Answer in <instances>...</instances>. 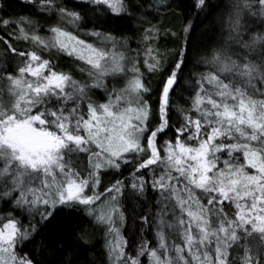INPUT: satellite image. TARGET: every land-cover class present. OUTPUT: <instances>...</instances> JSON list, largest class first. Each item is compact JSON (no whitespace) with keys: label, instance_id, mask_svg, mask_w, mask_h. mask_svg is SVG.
<instances>
[{"label":"snow or ice","instance_id":"obj_1","mask_svg":"<svg viewBox=\"0 0 264 264\" xmlns=\"http://www.w3.org/2000/svg\"><path fill=\"white\" fill-rule=\"evenodd\" d=\"M87 2L99 15L135 16L138 47L135 37L94 28L90 43L70 31L85 19L71 0H21L27 13L0 0V264H39L25 249L64 209L104 230L108 264H264V0H232L220 14L219 47L202 58L210 70L189 69L191 106L175 110V123L172 95L199 51L193 21L164 28L169 0ZM221 7L191 5L197 17ZM48 14L60 22L45 27L37 17ZM162 35L177 43L170 63ZM53 52L82 61L87 79L58 70ZM142 68L161 74L155 88ZM129 165L98 191L102 170ZM149 188L158 199L139 220L141 231L155 228V247L121 231V200L145 199ZM85 235L76 239L86 246Z\"/></svg>","mask_w":264,"mask_h":264},{"label":"trees","instance_id":"obj_2","mask_svg":"<svg viewBox=\"0 0 264 264\" xmlns=\"http://www.w3.org/2000/svg\"><path fill=\"white\" fill-rule=\"evenodd\" d=\"M231 2L232 0H213V3L225 6L218 9L214 16L205 17L204 14H200L197 17L195 11L191 8L192 0L170 1L169 3L172 7L161 10L159 13L163 27L170 28L174 32H179L181 27L187 22L185 17L192 20L194 30L191 38L193 45L199 49L193 58L195 64L190 63L185 69L181 86L172 95L173 123L176 120L175 110L177 108H189L191 106L189 97L193 93L188 90L189 85L187 83L190 77L189 69L191 70V74L195 75L202 72L206 73L210 70L209 66L205 63V59L202 58L210 59L212 49L219 47L218 44L213 43V37L219 38L221 27L220 14L226 11V6ZM71 6L85 16V19L80 22L79 27L76 25L69 26V30L76 32L81 38L82 34L87 37L89 31L95 28L104 32H112L116 36L135 37L131 42V47L133 49L138 47L137 43L142 33V28H140L139 21L135 16L129 18L128 16L117 17L112 14L99 15V10H94L93 6L85 0H71ZM10 10L23 11L25 13L31 11L21 3V0H11ZM2 14L0 13V15ZM33 15L35 14L33 13ZM37 18L45 27L60 22L58 16H51L50 14L41 15ZM46 34L45 32H41V35ZM92 40L95 41L96 38H92ZM157 47L165 54L166 63H170L173 58V52L177 47L175 38L164 37L162 35ZM45 55L47 56V53ZM51 58L56 62L58 70L71 71L76 79H87V73H84L82 79L81 68L84 67V63L79 61L78 58L69 56L66 53L57 54L55 52L52 53ZM146 76V83L152 88H155L161 79L160 73L149 76L146 72ZM96 93L99 94V97L96 98L102 99L101 91L99 92L98 90ZM149 100L153 104V107H155L157 96L152 95L149 97ZM168 135L171 136L172 133L169 132ZM129 171H131V165L123 168L122 174H118L115 171H103L101 173L99 191L103 192L115 179L123 180L128 176ZM141 174L145 173L141 172ZM156 199H158L157 194L149 188L145 199L127 197L121 200L127 217L122 225V234L128 238L130 244L138 246L141 239L144 238L150 241L153 247L156 246L155 228L141 231V229L147 226L139 220L140 216L154 210L153 205ZM25 223H27V220H25ZM81 233H85V238L89 241L86 246L80 244L76 239ZM104 243V230L100 226H96L95 222L87 217L84 212L79 209H64L56 215L55 220L40 228L39 233L27 245L25 250H34L39 264H68L69 258L73 259L75 264H83L85 261L88 264H92V262L94 264H108ZM128 250L132 251L131 247ZM232 258L236 259V253L232 254ZM141 259L144 264H147L146 257H141Z\"/></svg>","mask_w":264,"mask_h":264},{"label":"rangeland","instance_id":"obj_3","mask_svg":"<svg viewBox=\"0 0 264 264\" xmlns=\"http://www.w3.org/2000/svg\"><path fill=\"white\" fill-rule=\"evenodd\" d=\"M85 1H87V0H85ZM170 1L174 2V0H169V2H170ZM90 36H91V35H90ZM90 36L88 35L87 37H85V36L82 34V39L87 40V41H89L90 43H97V40H95V41L92 40V38H95V37H94V36H91V37H92V38H91ZM137 45H138V43H137ZM140 46H141V45H140ZM141 47H142V46H141ZM160 52H161V50H160ZM161 53H162V52H161ZM145 70H146V69H143V68H142V71H145ZM84 73H86V72H82V79H83V75H84ZM148 75H149V76H152V75H155V74H148ZM121 86H123V85L121 84ZM99 92H100V90H99ZM95 95H96V97H99V94H98V93H96ZM103 171H106V170H102V172H103ZM102 172H101V173H102ZM106 188H107V187H106ZM98 191H99V189H98ZM100 192H102V191H100ZM122 225H123V224H122ZM121 231H122V226H121ZM169 239L171 240V239H173V237H170ZM177 242H178V241H177Z\"/></svg>","mask_w":264,"mask_h":264}]
</instances>
